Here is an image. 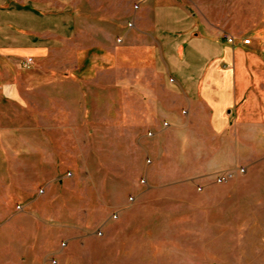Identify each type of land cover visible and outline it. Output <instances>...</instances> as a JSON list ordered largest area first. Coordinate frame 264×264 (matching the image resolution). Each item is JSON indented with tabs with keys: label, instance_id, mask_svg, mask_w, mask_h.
<instances>
[{
	"label": "rangeland",
	"instance_id": "374dc122",
	"mask_svg": "<svg viewBox=\"0 0 264 264\" xmlns=\"http://www.w3.org/2000/svg\"><path fill=\"white\" fill-rule=\"evenodd\" d=\"M148 3L74 0L72 40L21 64L0 107V264H264V134L173 116Z\"/></svg>",
	"mask_w": 264,
	"mask_h": 264
},
{
	"label": "crops",
	"instance_id": "0c3cea01",
	"mask_svg": "<svg viewBox=\"0 0 264 264\" xmlns=\"http://www.w3.org/2000/svg\"><path fill=\"white\" fill-rule=\"evenodd\" d=\"M186 1L148 3V70L170 77L173 116L207 124L214 140L264 134V0ZM73 10L74 0H0V107L18 96L21 64L72 40Z\"/></svg>",
	"mask_w": 264,
	"mask_h": 264
},
{
	"label": "built area",
	"instance_id": "2783aa9c",
	"mask_svg": "<svg viewBox=\"0 0 264 264\" xmlns=\"http://www.w3.org/2000/svg\"><path fill=\"white\" fill-rule=\"evenodd\" d=\"M223 39L225 40V42L227 44L233 45L234 44V38L232 36L229 35H224ZM250 42V40H243L242 44L248 45ZM31 64V59H28L27 61H25V63L23 64V66L25 68L29 67ZM243 172V170H242ZM230 174L229 173H223L222 175L219 176V183H222L226 180L227 177H229Z\"/></svg>",
	"mask_w": 264,
	"mask_h": 264
}]
</instances>
